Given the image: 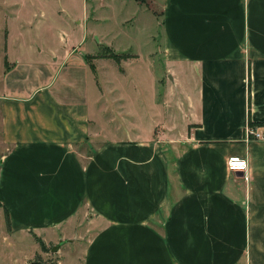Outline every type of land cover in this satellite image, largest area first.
<instances>
[{"label": "crops", "instance_id": "0c3cea01", "mask_svg": "<svg viewBox=\"0 0 264 264\" xmlns=\"http://www.w3.org/2000/svg\"><path fill=\"white\" fill-rule=\"evenodd\" d=\"M85 8L66 32L63 60L7 61L3 240L87 224L97 230L84 235L83 264H264V0H87ZM90 20L108 23L88 31L98 45L136 43L142 55L128 67L165 69L180 138L155 134L153 121L142 136L145 129L110 111L107 123L132 126L130 135L95 143L91 103L101 95L96 83L90 95L75 60L85 43L75 34H86ZM231 156L246 160L244 173L227 169Z\"/></svg>", "mask_w": 264, "mask_h": 264}, {"label": "rangeland", "instance_id": "374dc122", "mask_svg": "<svg viewBox=\"0 0 264 264\" xmlns=\"http://www.w3.org/2000/svg\"><path fill=\"white\" fill-rule=\"evenodd\" d=\"M86 2L87 0H0V92L4 72L8 68V60L45 64V59L54 54L59 61L63 60L62 47L65 45L63 40L72 39L66 35V32L73 30L75 17L84 16ZM87 13L89 14L88 10ZM99 13L104 14V10ZM95 26H97L95 21L90 20L86 34L83 33V36L80 35L82 33L75 34L76 38L83 37L85 40L75 60L78 61L77 57L80 56L82 64L85 65L89 93L92 95L100 92L101 95L97 103H91V118L96 120L93 131L96 135L95 143L130 135L126 128H132V126L107 123V120L111 119L110 111L112 114L114 112L123 114L129 122L145 129L139 133L142 136L149 134L148 124L153 121L157 125L155 134H161L163 139L180 138L184 125L177 108L179 101L169 96L170 83L165 69L160 67L159 62L156 63L155 71H153L154 68L146 67V62L135 69L128 67L129 63L126 60H121L119 64L115 63L110 59L113 53L128 55L127 61H131V55L141 54L142 51L135 46L136 43L132 46H127L125 42H121V45L115 44L114 51L103 47L104 41L98 37V34L95 39V36L88 34V31L105 30L108 23H99L97 27ZM110 28H114L115 32L119 29L113 24ZM132 31L135 32V29L133 28ZM117 35L119 36L117 41L125 39L122 33ZM99 41L103 45H98ZM81 74L84 75L83 72L79 75ZM150 77L155 78L154 82ZM83 78L84 76L81 81ZM152 82L157 83L156 90L152 88ZM95 83L97 92L94 88ZM135 87L139 88L137 94ZM105 109L109 114H106ZM117 119L114 123L122 122L119 121V116ZM98 125L100 127L97 128ZM164 126H171V132L166 130V133H163ZM0 151H2L1 148ZM5 228V226L0 228V264H33L35 262L83 264V252L87 241L85 236L97 230L90 229L87 224L75 230L74 224L68 230L46 231L40 235L42 239L38 238L44 244V248L41 249L35 241V236L32 237L29 234H17L14 236V243H6L3 240L6 234ZM75 231L81 239L75 238ZM65 234L66 239H61V236Z\"/></svg>", "mask_w": 264, "mask_h": 264}, {"label": "built area", "instance_id": "2783aa9c", "mask_svg": "<svg viewBox=\"0 0 264 264\" xmlns=\"http://www.w3.org/2000/svg\"><path fill=\"white\" fill-rule=\"evenodd\" d=\"M250 134H254L256 137H260V135L256 132H253L251 129L248 131ZM227 169L231 172H245L247 169V162L246 160L237 157L231 156L227 159Z\"/></svg>", "mask_w": 264, "mask_h": 264}, {"label": "trees", "instance_id": "16d2710c", "mask_svg": "<svg viewBox=\"0 0 264 264\" xmlns=\"http://www.w3.org/2000/svg\"><path fill=\"white\" fill-rule=\"evenodd\" d=\"M110 59L113 60L115 63L119 64V62L121 60H126L127 61L129 59V56L128 55H125V54L117 55V54H114L113 53L110 56ZM253 125H254L253 123H251V122L249 123V127H253ZM35 241L38 243V245L40 246L41 249L44 248V244L42 243V241L40 239H38V238L35 237ZM33 264H42V263L35 262Z\"/></svg>", "mask_w": 264, "mask_h": 264}]
</instances>
